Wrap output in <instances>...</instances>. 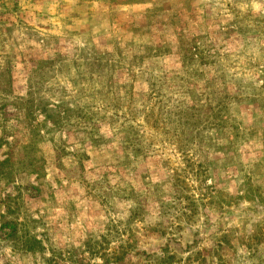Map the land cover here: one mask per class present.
<instances>
[{
  "label": "rangeland",
  "instance_id": "rangeland-1",
  "mask_svg": "<svg viewBox=\"0 0 264 264\" xmlns=\"http://www.w3.org/2000/svg\"><path fill=\"white\" fill-rule=\"evenodd\" d=\"M0 264H264V0H0Z\"/></svg>",
  "mask_w": 264,
  "mask_h": 264
},
{
  "label": "trees",
  "instance_id": "trees-1",
  "mask_svg": "<svg viewBox=\"0 0 264 264\" xmlns=\"http://www.w3.org/2000/svg\"><path fill=\"white\" fill-rule=\"evenodd\" d=\"M47 118L50 119L51 121L54 120L52 117L47 116ZM134 142L140 143V141L138 142V139H136ZM148 256L150 257V255H148Z\"/></svg>",
  "mask_w": 264,
  "mask_h": 264
}]
</instances>
